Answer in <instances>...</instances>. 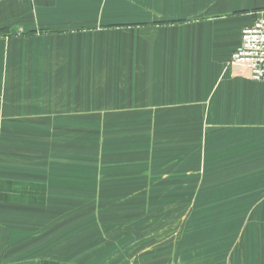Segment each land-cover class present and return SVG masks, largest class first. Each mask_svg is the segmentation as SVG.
Listing matches in <instances>:
<instances>
[{
	"label": "crops",
	"instance_id": "0c3cea01",
	"mask_svg": "<svg viewBox=\"0 0 264 264\" xmlns=\"http://www.w3.org/2000/svg\"><path fill=\"white\" fill-rule=\"evenodd\" d=\"M263 1L0 2V264H264Z\"/></svg>",
	"mask_w": 264,
	"mask_h": 264
},
{
	"label": "built area",
	"instance_id": "2783aa9c",
	"mask_svg": "<svg viewBox=\"0 0 264 264\" xmlns=\"http://www.w3.org/2000/svg\"><path fill=\"white\" fill-rule=\"evenodd\" d=\"M227 66L236 75L264 83V9L252 12L251 21L242 27Z\"/></svg>",
	"mask_w": 264,
	"mask_h": 264
},
{
	"label": "rangeland",
	"instance_id": "374dc122",
	"mask_svg": "<svg viewBox=\"0 0 264 264\" xmlns=\"http://www.w3.org/2000/svg\"><path fill=\"white\" fill-rule=\"evenodd\" d=\"M108 2H112V1H115V0H107ZM140 1H142V0H140ZM144 1H147V0H144ZM167 1H172V3L174 4V2H173V0H167ZM174 1H177V0H174ZM212 0H208V2H207V4L204 6V9H202L203 11H205L206 13H208V12H210L211 10H212V8H214L215 6H212V7H210L209 8V6H207L208 4H209V2H211ZM221 1V0H220ZM255 2V0H251V2H249V0H237V5H238V9H243V8H245V7H247V5L250 3V4H252V3H254ZM260 4H264V1L263 2H261ZM259 5V4H258ZM207 10V11H206ZM190 11H193L192 9H188V12H190ZM200 12V10H197V14H199V12ZM206 13L205 14H202L201 16H198L197 18H202V20L201 21H203L204 19H206V18H208L207 17V15H206ZM143 14V12H140L139 13V17H141V15ZM206 15V16H205ZM192 22H190V23H188L187 25H186V27H172V28H170L169 29V32H170V34H168V32H161L160 31V34H159V36H162V37H164V38H166V37H168V36H170V37H172V39H175V38H177L178 36L177 35H179V34H181L182 32H184V30L186 29L187 31L186 32H188V33H194V34H197V33H199V31H200V28L199 27H194L195 25L194 24H191ZM168 28V27H167ZM196 29V30H195ZM183 34V33H182ZM231 38V37H230ZM217 58H212V62H214V60H216ZM228 61H229V56L227 57V59H225L223 62H226L225 64H223V62H219V63H221V65H219V67L220 68H228V66H227V63H228ZM207 66H209V65H207ZM158 219H160L159 221H158V223H160L161 221H162V218H158ZM141 235V234H140ZM144 235V234H143Z\"/></svg>",
	"mask_w": 264,
	"mask_h": 264
},
{
	"label": "trees",
	"instance_id": "16d2710c",
	"mask_svg": "<svg viewBox=\"0 0 264 264\" xmlns=\"http://www.w3.org/2000/svg\"><path fill=\"white\" fill-rule=\"evenodd\" d=\"M231 56V55H230ZM230 58V57H229Z\"/></svg>",
	"mask_w": 264,
	"mask_h": 264
}]
</instances>
